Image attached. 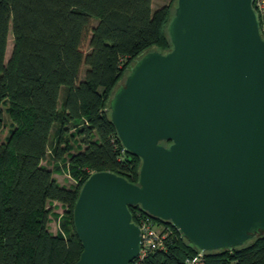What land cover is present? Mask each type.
I'll return each mask as SVG.
<instances>
[{
	"label": "water",
	"instance_id": "obj_1",
	"mask_svg": "<svg viewBox=\"0 0 264 264\" xmlns=\"http://www.w3.org/2000/svg\"><path fill=\"white\" fill-rule=\"evenodd\" d=\"M254 2L177 0L170 48L129 64L106 110L141 158L139 179L90 174L73 210L83 244L74 264L136 259L135 205L202 255L264 235V31Z\"/></svg>",
	"mask_w": 264,
	"mask_h": 264
},
{
	"label": "trees",
	"instance_id": "obj_2",
	"mask_svg": "<svg viewBox=\"0 0 264 264\" xmlns=\"http://www.w3.org/2000/svg\"><path fill=\"white\" fill-rule=\"evenodd\" d=\"M152 2L0 0V129L5 112L13 124L0 142V264L76 263L83 244L73 210L90 174L109 170L138 181L141 158L124 149L106 107L135 57L171 46L167 22L177 0L154 11ZM55 125L49 168L44 160ZM62 166L74 185L57 178ZM54 201L66 209L57 232L50 228ZM129 208L136 223L146 214L139 205ZM156 220L173 229L167 249L130 264H189L198 250L170 222ZM203 264H264V235L232 251H206Z\"/></svg>",
	"mask_w": 264,
	"mask_h": 264
},
{
	"label": "built area",
	"instance_id": "obj_3",
	"mask_svg": "<svg viewBox=\"0 0 264 264\" xmlns=\"http://www.w3.org/2000/svg\"><path fill=\"white\" fill-rule=\"evenodd\" d=\"M254 5L260 14V18L264 20V0H255ZM54 204L62 205L59 201H54ZM63 206V205H62ZM142 235L141 250L136 258L137 261L145 259L150 254L157 250H165L168 247V242L173 237V229L171 226L158 222L155 218L148 214H139V222ZM57 232V230H54ZM202 254H197L194 257L188 258L186 261L189 264H203Z\"/></svg>",
	"mask_w": 264,
	"mask_h": 264
},
{
	"label": "rangeland",
	"instance_id": "obj_4",
	"mask_svg": "<svg viewBox=\"0 0 264 264\" xmlns=\"http://www.w3.org/2000/svg\"><path fill=\"white\" fill-rule=\"evenodd\" d=\"M169 1L170 0H153V2H152L153 11L156 10L158 7H161V6L169 3ZM95 22H97L96 19H95ZM12 47H13V36H12V34H10L8 46H7L6 60H8L10 57ZM86 68H87V66H84L83 69L81 70V77L85 76ZM64 93H65V88L63 87V89L61 90L60 102L64 96ZM60 102H59V105H60ZM12 128H13V124L11 123V118L5 112V123L3 124V126L0 129V142L6 140L7 136L9 135V132ZM72 130L73 129L70 128L69 131L66 132L67 137L69 136V133H71ZM56 136H57V133H56V125H55L54 128L52 129L51 136H50V146H49L50 149H49L47 156L44 160V164H46L49 168H55L54 164H53L54 163L53 155L50 152V150L52 149V144H54V142L56 140ZM70 143L74 147L71 152H77L78 151L77 144H75L73 142L72 138H70ZM60 164H63V162L62 163L60 162ZM61 168H63V169L56 173V176L59 179V181L62 184H65L66 186L74 185L76 182L72 178V176L68 170V167L66 166L64 168V166H62ZM49 207L54 210L51 213L52 222L50 223V228L52 231H54V230H57L59 228V223L61 222V219H63L65 212H66L65 211L66 209H65V206L58 205V204H54L53 206H49Z\"/></svg>",
	"mask_w": 264,
	"mask_h": 264
},
{
	"label": "crops",
	"instance_id": "obj_5",
	"mask_svg": "<svg viewBox=\"0 0 264 264\" xmlns=\"http://www.w3.org/2000/svg\"><path fill=\"white\" fill-rule=\"evenodd\" d=\"M53 204V203H52Z\"/></svg>",
	"mask_w": 264,
	"mask_h": 264
}]
</instances>
